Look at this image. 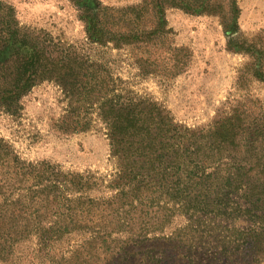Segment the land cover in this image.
Listing matches in <instances>:
<instances>
[{"label": "trees", "instance_id": "1", "mask_svg": "<svg viewBox=\"0 0 264 264\" xmlns=\"http://www.w3.org/2000/svg\"><path fill=\"white\" fill-rule=\"evenodd\" d=\"M156 3L178 8L175 0ZM2 16L0 54L10 44L24 54L0 61V110L19 117L25 94L54 83L67 102L63 129L88 131L95 112L119 168L116 194L96 200L87 195L90 178L27 163L0 139V264L19 263L31 240L51 264H264V125L244 132L232 119L222 135L218 125L207 134L176 125L157 103L118 87L101 60L21 27L0 4ZM101 18L87 26L89 42L126 43ZM215 145L221 159L211 164ZM178 218L184 224L173 227ZM239 219L250 227L234 225ZM65 241L71 250L56 259Z\"/></svg>", "mask_w": 264, "mask_h": 264}, {"label": "rangeland", "instance_id": "2", "mask_svg": "<svg viewBox=\"0 0 264 264\" xmlns=\"http://www.w3.org/2000/svg\"><path fill=\"white\" fill-rule=\"evenodd\" d=\"M152 2L0 0L2 6L13 9L21 27L43 32L56 43L101 60L118 87L157 103L176 125L204 134L218 125L222 135L225 121L229 129L232 119L239 118L245 124L244 132L248 127L262 128L264 0H175L178 8L164 9L156 0ZM97 16L102 23L108 20L115 39L126 35V43L121 39L119 48L91 44L87 26ZM4 20L2 16L0 22ZM20 48V44L8 45L1 50L0 61L16 51L24 54ZM21 106L16 118L0 110V139L23 161L45 163L62 173L90 178L92 189L87 195L92 199L109 200L116 194L110 186L119 166L107 127L95 112L88 131H65L62 120L67 102L61 89L51 82L25 94ZM212 151L211 164L222 154L216 145ZM183 224L178 218L173 227ZM234 225L248 228L250 222L239 219ZM79 241L73 238L71 243ZM66 243L52 252L56 259L59 251L67 254L71 250ZM35 249L34 240L26 243L16 264H51Z\"/></svg>", "mask_w": 264, "mask_h": 264}]
</instances>
